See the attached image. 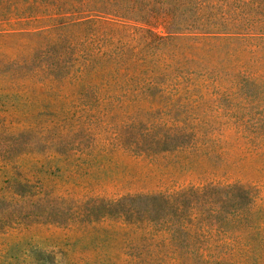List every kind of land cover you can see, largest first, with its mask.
<instances>
[{
	"label": "trees",
	"instance_id": "obj_1",
	"mask_svg": "<svg viewBox=\"0 0 264 264\" xmlns=\"http://www.w3.org/2000/svg\"><path fill=\"white\" fill-rule=\"evenodd\" d=\"M11 18L38 38L13 73L61 82L101 123L114 118L113 143L136 158L210 159L230 129L264 151V134L200 114L213 92L229 109L254 112L255 133L264 128V0H0V20ZM22 132L17 142L31 147ZM44 200L21 174L1 189L0 264H79L8 236L56 220L35 213ZM101 202L108 212L99 216L124 225L127 248L86 264H264V191L251 184L210 181Z\"/></svg>",
	"mask_w": 264,
	"mask_h": 264
},
{
	"label": "rangeland",
	"instance_id": "obj_2",
	"mask_svg": "<svg viewBox=\"0 0 264 264\" xmlns=\"http://www.w3.org/2000/svg\"><path fill=\"white\" fill-rule=\"evenodd\" d=\"M31 27L14 18L0 20V191L21 174L45 197L47 206H37L35 213L41 211L56 220L26 222L11 230L9 237L53 251L58 259L67 255L86 264L98 254L127 248L124 225L99 216V211L108 212L101 200L140 192H171L210 181L240 180L264 191V151L252 149L240 131L226 130L210 159L185 152L149 163L117 147L113 143L114 118L101 123L98 111L79 104L77 95L61 82L52 86L37 77L13 73L12 62L27 46L38 42L27 33L35 30ZM203 97L200 114L204 121L241 123L248 133L263 136V127L255 133L254 112L237 105L229 109L222 103L225 98L213 92H205ZM179 116L175 112L178 122H186ZM21 131V139L31 147L17 142ZM169 160H175V168L168 167ZM217 166L213 173L211 169Z\"/></svg>",
	"mask_w": 264,
	"mask_h": 264
}]
</instances>
